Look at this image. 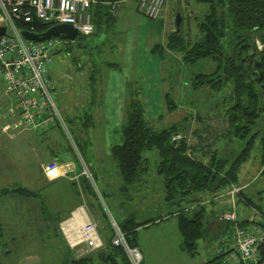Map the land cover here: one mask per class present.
Instances as JSON below:
<instances>
[{
  "label": "rangeland",
  "instance_id": "1",
  "mask_svg": "<svg viewBox=\"0 0 264 264\" xmlns=\"http://www.w3.org/2000/svg\"><path fill=\"white\" fill-rule=\"evenodd\" d=\"M116 1L118 8L112 23L103 20L92 34L83 38L62 37L66 43L47 64L48 74L55 82L52 95L72 138L76 140L79 135L83 141L87 137V141L78 145L79 154L91 173V177L86 175L96 195L91 203L105 211L96 221L102 239L110 235L112 219L117 223L129 216L138 222L154 219L137 226L136 245L143 257L141 264H200L233 242L232 224L228 222L226 226L221 217L223 211L231 209L228 201L231 187H239L234 194L238 218L264 215V162L260 157L259 135L250 156L239 168L237 180L226 187L167 199L162 176L157 172L159 156L151 148L143 151L149 160L144 180L132 182L129 187L133 188L125 191L117 189L114 196L105 193L100 175L88 161L90 154L110 148L116 140L115 130L123 121L122 113L124 119L131 89L141 101L148 123L161 128L177 121L180 129L171 138L179 134L177 140L184 138L197 157L207 159L215 153L232 158L247 138L229 132L226 108L232 101L230 84L217 89L208 85L195 87L193 83L198 72L213 71L216 61L207 56L186 62L182 51L166 46L167 34L176 28L177 11L182 20L179 33L189 43L199 36L196 17L203 15L207 4L195 0H165L160 15L150 18L137 8L136 0ZM256 45L261 48L263 43L256 38ZM120 95H124L122 105L118 101ZM166 95L172 103L166 101ZM89 111L94 122L84 127L78 115ZM67 115L73 118L72 122L67 120ZM263 121L264 115L258 124ZM79 127L76 134L74 129ZM55 128L61 145L60 156L80 168L81 159L73 146L72 149L64 128ZM17 133L12 138H0V191L6 186L19 185L38 190L34 196L0 193V264H61L65 244L62 234L59 229L53 234L45 226L41 227L40 219L33 216L34 206L50 211L53 217L46 223L56 226L57 218L75 201L86 206V190L64 176L43 182L46 175L40 171L38 152L48 141L39 131L23 128ZM46 158L41 162L49 160ZM105 170L116 182L115 172L119 173V168L107 164ZM40 182L43 185L38 188ZM198 202L205 206L207 228L212 234L199 237L192 253L183 245L176 216L171 212L181 206L192 204L194 207Z\"/></svg>",
  "mask_w": 264,
  "mask_h": 264
},
{
  "label": "trees",
  "instance_id": "2",
  "mask_svg": "<svg viewBox=\"0 0 264 264\" xmlns=\"http://www.w3.org/2000/svg\"><path fill=\"white\" fill-rule=\"evenodd\" d=\"M195 1L207 4V10L203 15L196 17L199 36L189 43L179 33L182 21L180 20L178 28L176 26L167 34L166 46L182 51V58L186 62L207 56L216 61L213 71L198 72L194 76L193 83L195 87L208 85L217 89L230 84L229 96L232 104L230 103L226 108L229 132L247 138L232 158L217 156L215 153L207 159L197 157L193 155L184 138L179 140L171 138V135L180 129L177 121L161 128L148 123L143 105L131 89L124 109V119L115 130L118 135L110 145V155L117 163L123 179L130 182L147 170L149 160L143 155V151L155 148L159 156L157 172L162 176L167 199L183 198L196 191H214L234 183L238 178L239 168L250 156L258 135L261 162H264V121L261 125L258 124L259 119L264 115V0ZM98 3L93 9L95 26L97 27L103 20L112 23L114 14L109 10V6ZM48 25L35 20V30L38 32L46 29ZM84 36L87 35H77L78 38ZM62 37L67 36L62 35ZM256 38L263 43L261 48L257 47ZM254 59L261 62V74L253 67ZM166 101L173 102L168 95ZM83 113L78 115L80 125L87 127L94 122V118L90 111ZM67 120L72 122L73 118L67 115ZM79 129L80 127L74 129V132ZM70 134L72 136L71 132ZM73 140L79 150L78 145L82 143L79 135ZM85 186L90 188V183L85 182ZM6 192L33 195L32 190L23 185L6 186L0 191L2 194ZM246 201L249 202L248 199ZM196 204L194 207L181 206L171 212L176 216L183 245L192 253L196 250V241L199 237L212 234L207 228L208 218L205 215L204 204L199 202ZM153 220L138 222L133 216H129L118 224L128 242L136 245L137 226ZM228 222L226 221V226H229ZM57 229H59L58 225ZM110 237L111 233L102 246L79 256L65 241L66 248L61 264H129L121 247L113 245ZM228 250L221 249L200 264H223V257Z\"/></svg>",
  "mask_w": 264,
  "mask_h": 264
},
{
  "label": "built area",
  "instance_id": "3",
  "mask_svg": "<svg viewBox=\"0 0 264 264\" xmlns=\"http://www.w3.org/2000/svg\"><path fill=\"white\" fill-rule=\"evenodd\" d=\"M98 0H0V136L12 137L23 128L46 131L53 126L64 128L71 145L79 154L63 116L52 95V80L47 76V64L66 40L62 33L42 40L26 38L22 30H35V20L48 23H69L77 35H88L95 30L94 5ZM137 8L146 16L160 15L165 0H136ZM109 10L115 13L116 0L108 1ZM47 27V28H48ZM46 28V29H47ZM45 30V29H44ZM42 32V31H41ZM68 38V37H67ZM70 39V38H68ZM179 134L173 136L177 140ZM82 173L91 175L79 154ZM55 160L41 163V169L49 174L57 167ZM239 187L229 190L231 209L221 217L231 222L232 244L225 245L228 252L223 264H264V215L238 218L234 209V194ZM244 221V222H243ZM59 230L68 246L76 255L103 245L96 220L87 215L83 206H78L59 221ZM110 241L121 247L129 264H141L142 254L137 245H131L119 224L112 219Z\"/></svg>",
  "mask_w": 264,
  "mask_h": 264
},
{
  "label": "crops",
  "instance_id": "4",
  "mask_svg": "<svg viewBox=\"0 0 264 264\" xmlns=\"http://www.w3.org/2000/svg\"><path fill=\"white\" fill-rule=\"evenodd\" d=\"M108 1L109 0H100V2L98 4H100V5H108ZM95 5H94V7H95ZM162 10H163V8H162ZM159 68H160V66H159ZM46 73H47V76L51 79V77L48 74V71H46ZM52 83H53V86H55L54 80H52ZM119 93H120V90H119ZM124 95H122V96L120 95L119 96L121 98V101H120V99L118 97L119 105H122L123 104ZM101 101H102V97L100 95L99 102H101ZM122 120H123V113H122V116H121V121ZM55 127L56 126L50 127L46 131H43V132H40L39 131V133L41 134L42 138L43 139H46L48 141L47 146H45L40 152H38L41 155L40 164H39L40 171H42V169H41V163H43V162H41V160L43 159V157L45 158V156L49 159L48 160L46 158L48 161L55 160L57 162V164H58L57 167L52 172H50L48 175L45 174L46 175V179L43 182H45V181H52V180H55V179H57V178H59L61 176H64V177H67L68 179L72 180L73 183L78 184L79 187L82 188V190H84V188H85L86 193H87V199H86V202H85L86 203V206L84 205L83 202H81L79 200L78 201H75L68 208V210L65 213L62 214V216H60V217L57 218V225H58V222H59L60 218L63 217V215L65 217L68 216L69 214H71L72 211H74L80 205L83 206L84 210L87 212V215H89V217H91L92 219H94V220L97 221V217L99 215H101V214H104L105 215V211H104V209L102 207L95 208V206L91 203V198H95L96 195H95V192H94L93 188L91 187V185H90V188L85 186V182H89V181H87L88 180L87 179L88 177L86 176V174L82 173V165H80V168L79 167L77 168V164L74 165V162L73 161L68 160L67 158H62L60 156V154H59V148H60L61 145L59 144L58 138L56 137V133L54 131L56 129ZM17 134H15L12 137H15ZM12 137H9V136H6V135L5 136H0V138H12ZM86 139H87V137L85 136L83 138V141H87ZM83 141H82V143H83ZM90 155H91V158L88 161V164L93 168V171L95 173H97V174L100 175L99 176V179H100V182H101V187H102L103 191H105V193H107V194L109 193L112 196H114L115 195V192L114 191H116L117 189H119V191L120 190L125 191L128 188H133V187H129L130 186L129 184H132V182H135V181H142V179L144 178L143 173H145V172H142L139 175V177H137L135 180L130 181V182H127V181H125L123 179L121 173L120 172L118 173L116 171L115 172V174H116V177H115L116 182H113L111 180L112 178L109 175L106 174V170H105V167H107V164H109L110 166L118 167L117 166V163L115 162V160L110 155V148H107L106 150H102V151H98L97 150V152H95L93 154H90ZM202 158H205V156H202ZM84 176H85V179H84ZM90 177H91V175H90ZM39 181L40 180H38V182ZM43 182H40L37 185L38 188L41 185H43ZM23 186L28 187L27 185H23ZM29 189L32 190L33 195L30 194V193L28 195L34 196L35 193H36V189L37 188L35 190H33V188H29ZM6 193H16V192H6ZM6 193H4V194H6ZM18 194L27 195V194H22V193H18ZM95 200H97V198ZM27 202H25V203H27ZM27 204L30 205L32 203H27ZM37 205L39 206V204H37ZM191 206H192V204H191ZM34 207L37 210L35 209L36 214L33 215V216H35L36 218L40 219L41 227L42 226L43 227L45 226L46 228H48V230L51 233L54 232L53 234H55V232L57 231V225L56 226H54V225H48L46 223L48 220H50V218L53 217L52 216V213L50 211L46 210V208L43 207V206L42 207L40 206V208L38 207L39 209L36 206H34ZM179 208H181V207H179ZM179 208H177V210ZM172 212H174V211H172ZM101 237H102V234H101ZM108 237H109V235L107 237H105L106 238L105 240L103 239V243L106 242V240H107ZM62 239H63V237H62ZM62 242L65 243V240L63 239ZM65 248H66V243L64 244V251H65ZM62 256H63V254H62Z\"/></svg>",
  "mask_w": 264,
  "mask_h": 264
},
{
  "label": "water",
  "instance_id": "5",
  "mask_svg": "<svg viewBox=\"0 0 264 264\" xmlns=\"http://www.w3.org/2000/svg\"><path fill=\"white\" fill-rule=\"evenodd\" d=\"M180 20H181V14L179 11H177L175 15V24L177 28H178V24ZM4 30H5V27L0 26V33H3ZM21 32L24 37L30 38V39H36V40H42L52 35H56L60 33L64 34L71 40L77 37L76 29L73 26H71V24L69 23L54 24V25L49 26L47 29L43 30L42 32H33V31H28V30H22ZM253 67L256 68L259 74L262 73V65L258 59H254Z\"/></svg>",
  "mask_w": 264,
  "mask_h": 264
}]
</instances>
